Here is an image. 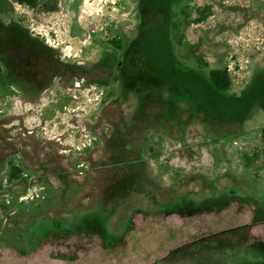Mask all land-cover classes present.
I'll use <instances>...</instances> for the list:
<instances>
[{
  "label": "rangeland",
  "instance_id": "374dc122",
  "mask_svg": "<svg viewBox=\"0 0 264 264\" xmlns=\"http://www.w3.org/2000/svg\"><path fill=\"white\" fill-rule=\"evenodd\" d=\"M43 1L0 0V264L264 259V0Z\"/></svg>",
  "mask_w": 264,
  "mask_h": 264
},
{
  "label": "trees",
  "instance_id": "16d2710c",
  "mask_svg": "<svg viewBox=\"0 0 264 264\" xmlns=\"http://www.w3.org/2000/svg\"><path fill=\"white\" fill-rule=\"evenodd\" d=\"M16 2L20 5H24L34 11L38 10L44 13H55L59 10L58 2H44L43 0H16ZM115 45H120L118 40L113 41ZM209 81L214 90L218 93H228L232 89V79L229 73L228 68L222 69H212L209 71ZM262 145L264 152V129L262 130ZM259 154L256 152L253 156L247 155L245 156V164L246 167L249 168L251 166L254 158L258 157ZM23 177V171L20 167L16 165L11 166V170L8 174V182L13 183L14 181L20 180ZM208 203H204L198 207V209H204ZM245 264H264V259H260L257 261L247 262Z\"/></svg>",
  "mask_w": 264,
  "mask_h": 264
},
{
  "label": "flooded vegetation",
  "instance_id": "af4514ba",
  "mask_svg": "<svg viewBox=\"0 0 264 264\" xmlns=\"http://www.w3.org/2000/svg\"><path fill=\"white\" fill-rule=\"evenodd\" d=\"M23 68L21 66H15L14 68L12 66L8 67H0L1 70V80H0V84L2 85H6L8 84V80H9V75L14 74L15 75V85L19 86V88L24 89V86H27L28 83L24 82L26 81L28 78H26L25 76H23L22 72H23ZM12 73V74H11ZM15 93H18L17 90L15 89Z\"/></svg>",
  "mask_w": 264,
  "mask_h": 264
}]
</instances>
